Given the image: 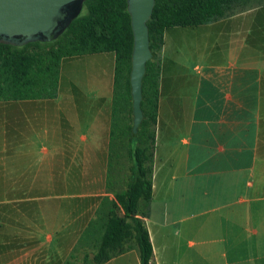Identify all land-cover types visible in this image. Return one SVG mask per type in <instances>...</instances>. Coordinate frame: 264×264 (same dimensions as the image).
Here are the masks:
<instances>
[{
	"label": "crops",
	"instance_id": "crops-1",
	"mask_svg": "<svg viewBox=\"0 0 264 264\" xmlns=\"http://www.w3.org/2000/svg\"><path fill=\"white\" fill-rule=\"evenodd\" d=\"M244 21L208 24L194 49L181 28L163 32L150 209L140 213L150 264H264V56L249 57ZM75 59L97 79L85 94L63 86ZM114 64L112 52L63 57L55 96L0 101V264H60L55 256L72 253L73 191L85 192V212L99 189L90 177L107 180ZM169 175L182 179L172 204ZM136 247L102 264H140Z\"/></svg>",
	"mask_w": 264,
	"mask_h": 264
},
{
	"label": "trees",
	"instance_id": "trees-1",
	"mask_svg": "<svg viewBox=\"0 0 264 264\" xmlns=\"http://www.w3.org/2000/svg\"><path fill=\"white\" fill-rule=\"evenodd\" d=\"M239 0H154L151 16L146 23L148 46L151 57L146 60L141 78V121L128 132V157L131 161L125 188L113 193V208L108 211L99 244L90 258L84 256L82 264H102L113 256L125 251L126 239L133 238L139 252L140 264H150L152 244L148 231L140 217L139 202L148 203L152 193L151 169L145 164L144 147H140L141 131L151 122L155 125L158 100L160 66L156 49H160L163 32L173 26H197L209 20L222 17L232 4ZM133 35L130 16L125 0H85L80 13L69 23L67 28L54 40L48 42L33 41L22 46L0 43V72H6L14 86L28 81L31 71L44 73L55 66V79L46 96H18L16 98L53 97L56 93L59 63L63 57L112 52L114 64V105L115 90L126 71L125 88L131 111V50ZM28 48H35L28 50ZM148 104L151 113L145 111ZM114 133V132H113ZM152 135V142L153 144ZM121 210L118 214L116 209Z\"/></svg>",
	"mask_w": 264,
	"mask_h": 264
},
{
	"label": "rangeland",
	"instance_id": "rangeland-1",
	"mask_svg": "<svg viewBox=\"0 0 264 264\" xmlns=\"http://www.w3.org/2000/svg\"><path fill=\"white\" fill-rule=\"evenodd\" d=\"M244 18L245 21L243 24V38L246 39V32H248L247 40L249 42V57H253V54H258L259 51L264 56V0H239L231 5V7L225 12V14L216 19H212L207 21L206 25H197V26H174V28H181L183 34L179 37L180 39L185 40L187 46L195 47L191 42L194 40L197 42H204L207 38L206 26L208 24H214V26L220 24H239L241 22V18ZM247 20V21H246ZM172 28V27H171ZM248 28V30H247ZM241 29H239L240 32ZM226 37L223 39H218L216 50L219 49L220 45L224 42ZM216 39L212 38L211 41L214 42ZM257 42H260V46L253 47L252 45H257ZM199 47L202 48V43L198 44ZM35 48H28V50ZM183 52L187 51V48H183ZM186 49V50H185ZM160 49H156L157 60L159 61L158 52ZM192 58L197 57L195 55V51H192ZM101 56V55H99ZM258 56V55H255ZM87 60V59H85ZM78 59H75L72 64L66 63L64 71L65 76L63 78V86H68L66 83L68 80H71V87L80 89L84 94L92 91L93 80L95 76L91 73L93 72L89 68L85 69V64L78 62ZM91 63V62H89ZM103 63L107 66L108 60L107 58L103 59ZM88 65V64H87ZM160 66V65H159ZM66 70L67 73H66ZM69 72V73H68ZM121 78L118 82V87L115 90L116 94V102L114 105V118H113V140L109 146V158L107 165V173H106V184L103 185L102 180H98L97 178L90 177V186L99 187L98 190L89 192L88 208L85 212L81 211V207L84 204V201H80V197H77L80 194H84L85 192L78 191V189H74V197H73V218H74V245L72 253L68 256H55L58 257V262L60 264H82L83 257L86 256L90 258L95 252L101 233L103 231L104 223L107 219L108 211L110 208H113L111 203V198H113V193L122 191L125 186L129 175V167H130V159L128 157L127 149H128V132L127 127L131 123V115L129 110V100L127 91L125 88V77L126 71H122ZM28 81L23 85L14 86L9 79V76L6 72H0V101L9 99H14L18 96H32L34 94H39L40 96H46L51 88L52 83L55 79V66L51 65V70L49 72L40 73L36 70H33L28 75ZM72 78H75L72 80ZM95 81L97 79L95 78ZM145 111L147 113H151V109L148 104L144 106ZM154 132V127L151 122L146 126L144 130L141 131L140 142L138 145L140 147H144L146 154L145 164L148 168L151 169V152H152V135ZM92 162V161H91ZM90 162V163H91ZM92 166L96 168L99 167L97 162H93ZM95 168V169H96ZM100 168V167H99ZM74 182L76 176H73ZM91 180L93 183L91 185ZM182 179L175 178L170 179V175L167 176V185L172 187V191H170L169 203L172 204L176 201L178 186L181 185ZM1 195V192H0ZM1 197V196H0ZM59 202V201H57ZM86 205V204H85ZM83 205V208L84 206ZM139 207L141 210V215H148L150 207L149 204L140 200ZM118 214H121V210L115 208ZM156 211V210H153ZM88 219L86 226L81 230L80 227L83 225ZM19 240L10 239L9 245H16ZM2 245L0 239V246ZM135 245V241L133 238L126 239L124 243V249H130ZM137 251V247H136ZM117 256V255H116ZM131 258L133 257V252H131ZM5 259L13 258L15 256H5ZM54 256H47L46 261L42 262V264H48V259L53 258ZM114 257V256H113ZM57 262V263H58ZM119 262L116 260L114 263Z\"/></svg>",
	"mask_w": 264,
	"mask_h": 264
},
{
	"label": "water",
	"instance_id": "water-1",
	"mask_svg": "<svg viewBox=\"0 0 264 264\" xmlns=\"http://www.w3.org/2000/svg\"><path fill=\"white\" fill-rule=\"evenodd\" d=\"M85 0H0V43L22 46L57 38L80 13ZM133 35L131 70L132 130L141 118V78L151 57L146 23L154 0H125Z\"/></svg>",
	"mask_w": 264,
	"mask_h": 264
}]
</instances>
